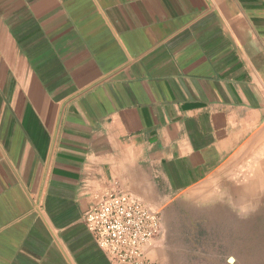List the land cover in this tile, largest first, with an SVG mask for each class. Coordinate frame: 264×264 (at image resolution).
I'll list each match as a JSON object with an SVG mask.
<instances>
[{"label":"crops","instance_id":"obj_1","mask_svg":"<svg viewBox=\"0 0 264 264\" xmlns=\"http://www.w3.org/2000/svg\"><path fill=\"white\" fill-rule=\"evenodd\" d=\"M238 169L264 192V0H0V264H110L106 191L156 210Z\"/></svg>","mask_w":264,"mask_h":264},{"label":"rangeland","instance_id":"obj_2","mask_svg":"<svg viewBox=\"0 0 264 264\" xmlns=\"http://www.w3.org/2000/svg\"><path fill=\"white\" fill-rule=\"evenodd\" d=\"M249 174L238 169L228 183L221 173L216 186L206 182L156 208L167 264H264V192L247 183Z\"/></svg>","mask_w":264,"mask_h":264},{"label":"built area","instance_id":"obj_3","mask_svg":"<svg viewBox=\"0 0 264 264\" xmlns=\"http://www.w3.org/2000/svg\"><path fill=\"white\" fill-rule=\"evenodd\" d=\"M83 222L110 264H146L145 252L162 226L157 210L118 188L86 210Z\"/></svg>","mask_w":264,"mask_h":264}]
</instances>
